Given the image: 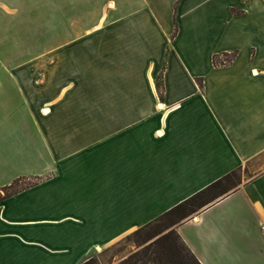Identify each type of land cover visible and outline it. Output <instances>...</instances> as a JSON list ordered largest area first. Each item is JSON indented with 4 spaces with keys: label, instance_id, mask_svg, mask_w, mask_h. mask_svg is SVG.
<instances>
[{
    "label": "crops",
    "instance_id": "0c3cea01",
    "mask_svg": "<svg viewBox=\"0 0 264 264\" xmlns=\"http://www.w3.org/2000/svg\"><path fill=\"white\" fill-rule=\"evenodd\" d=\"M233 171L174 225L200 264H264V0H0V264H82Z\"/></svg>",
    "mask_w": 264,
    "mask_h": 264
},
{
    "label": "rangeland",
    "instance_id": "374dc122",
    "mask_svg": "<svg viewBox=\"0 0 264 264\" xmlns=\"http://www.w3.org/2000/svg\"><path fill=\"white\" fill-rule=\"evenodd\" d=\"M85 57L78 54L77 60H71L68 52L63 53V78L69 79L71 74L78 78L84 77L87 73L82 70L85 68ZM215 59L217 62H223L229 60L230 56L222 55ZM93 61L94 66H98L99 69L88 74L100 79L102 74L107 73L101 69V56L94 55ZM112 72L117 74L116 70L110 71L109 93H116L117 78L112 75ZM238 176L239 174L236 173L231 178V183L225 182L226 187L235 183ZM177 217L176 215L163 217L144 229L131 232L105 247L98 248L82 264H196L177 236L174 225H171Z\"/></svg>",
    "mask_w": 264,
    "mask_h": 264
},
{
    "label": "trees",
    "instance_id": "16d2710c",
    "mask_svg": "<svg viewBox=\"0 0 264 264\" xmlns=\"http://www.w3.org/2000/svg\"><path fill=\"white\" fill-rule=\"evenodd\" d=\"M225 56H227V55H225ZM231 59H232V56H230L229 60H226L223 62H220V61L217 62L215 57H212V62H213V64L226 63V62H229ZM235 175H236V172L233 171V172L223 176L221 179L216 180L215 182H212L211 184H209L205 188L197 191L193 195L189 196L188 198L184 199L183 201H181V202L177 203L176 205H174L173 207H171L169 210L164 212L162 215H160L153 222L144 225L143 227L137 229L136 231L144 229V228L152 225L153 223L159 221L161 218L166 217V216H171V215L178 216L177 220L171 223V225L172 224L176 225L180 221L190 217L194 213H197L200 208L211 203L214 199H216L217 197H219L223 193H225L230 187H233L237 183L238 180L235 183H232L231 186H227V187L224 183L228 182V181L231 183L232 182L231 178ZM16 183L17 182H15L13 185H11V188H15L17 185ZM183 246L185 247L184 244H183ZM187 251L190 253V251L188 249H187ZM190 255L196 264H200L191 253H190Z\"/></svg>",
    "mask_w": 264,
    "mask_h": 264
},
{
    "label": "built area",
    "instance_id": "2783aa9c",
    "mask_svg": "<svg viewBox=\"0 0 264 264\" xmlns=\"http://www.w3.org/2000/svg\"><path fill=\"white\" fill-rule=\"evenodd\" d=\"M262 232H263V238H264V228H262Z\"/></svg>",
    "mask_w": 264,
    "mask_h": 264
},
{
    "label": "snow or ice",
    "instance_id": "6c2138e0",
    "mask_svg": "<svg viewBox=\"0 0 264 264\" xmlns=\"http://www.w3.org/2000/svg\"><path fill=\"white\" fill-rule=\"evenodd\" d=\"M253 73L255 74L254 70H253Z\"/></svg>",
    "mask_w": 264,
    "mask_h": 264
},
{
    "label": "bare ground",
    "instance_id": "6f19581e",
    "mask_svg": "<svg viewBox=\"0 0 264 264\" xmlns=\"http://www.w3.org/2000/svg\"><path fill=\"white\" fill-rule=\"evenodd\" d=\"M111 5V4H110Z\"/></svg>",
    "mask_w": 264,
    "mask_h": 264
}]
</instances>
